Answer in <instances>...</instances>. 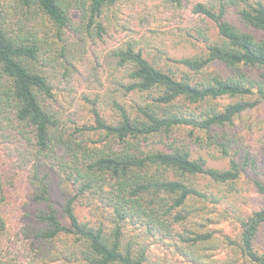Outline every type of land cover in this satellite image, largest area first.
<instances>
[{"label": "trees", "instance_id": "obj_1", "mask_svg": "<svg viewBox=\"0 0 264 264\" xmlns=\"http://www.w3.org/2000/svg\"><path fill=\"white\" fill-rule=\"evenodd\" d=\"M135 1L0 0V264H264V206L217 226L264 173L236 129L264 103V0H162L205 23L181 57L121 19Z\"/></svg>", "mask_w": 264, "mask_h": 264}, {"label": "rangeland", "instance_id": "obj_2", "mask_svg": "<svg viewBox=\"0 0 264 264\" xmlns=\"http://www.w3.org/2000/svg\"><path fill=\"white\" fill-rule=\"evenodd\" d=\"M120 13L122 20L129 19L132 22L138 37L151 36V42L160 44V47L167 50L171 56L181 57L192 54L204 46L195 29L204 26L205 23L203 18L194 14L191 9L177 11L167 8L162 0H136L123 6ZM152 30H158V32ZM210 32L215 34L216 28L213 27ZM126 33L120 32L121 35ZM229 101H231L230 98L222 100L223 103ZM236 129L239 132H244L249 141L256 144V147L264 145V103L255 110L245 113L242 119L237 122ZM212 164L222 166L224 161L213 160ZM262 172H264V168ZM254 177H259L264 181V173L258 176L250 170L246 171L239 183L240 193L225 202L226 207L230 206V213L217 226L232 237H238L241 231L236 216L242 213L250 214L253 210L264 206V195L259 193L254 186ZM152 257L159 261L173 258L175 262H178L176 264L181 262L179 256L173 255L159 246L154 247ZM225 257L224 251H218L215 256L221 261L225 260Z\"/></svg>", "mask_w": 264, "mask_h": 264}]
</instances>
